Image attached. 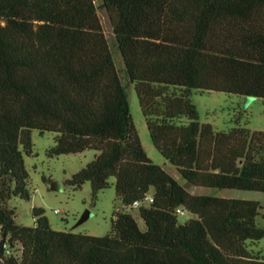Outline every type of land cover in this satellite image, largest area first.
<instances>
[{
  "label": "trees",
  "instance_id": "obj_1",
  "mask_svg": "<svg viewBox=\"0 0 264 264\" xmlns=\"http://www.w3.org/2000/svg\"><path fill=\"white\" fill-rule=\"evenodd\" d=\"M155 148L188 186L264 193V132L202 124L194 93L264 100V0H101ZM128 87L95 0H0V264H264L257 201L191 194L143 147ZM49 158L97 153L76 174L111 187L106 237L33 227L7 203L30 201L32 131ZM152 196L154 201L148 203ZM139 207L142 230L130 210ZM192 218L182 224L178 210Z\"/></svg>",
  "mask_w": 264,
  "mask_h": 264
},
{
  "label": "rangeland",
  "instance_id": "obj_2",
  "mask_svg": "<svg viewBox=\"0 0 264 264\" xmlns=\"http://www.w3.org/2000/svg\"><path fill=\"white\" fill-rule=\"evenodd\" d=\"M95 3L120 76L128 87L130 110L143 147L154 163L164 167L182 186H185L187 182L174 167L166 165L165 159L151 140L135 86L130 84L126 75L110 16L101 7V0H95ZM192 101L198 110L200 122L213 126L216 132H228L238 125L248 127L252 131L264 132V100L254 99L247 106V98L240 96L224 93H194ZM32 144L33 155L25 156V165L30 174L31 200L16 198L7 203V208L16 211V223L20 226L33 227L35 225L33 210L39 208L45 211L50 225L56 231L95 237L108 236L112 230L114 213L119 208L116 203L114 180H111V187L100 192L96 198L93 197L90 183L84 184L79 189L69 185V181L76 174L94 161L97 153L87 151L83 154L49 158L47 152L54 146V135L50 133L40 135L36 130L32 131ZM54 183H58L61 189L53 190ZM189 188L194 190L192 193L198 195L257 201L264 207V193L207 188H198L196 192L192 187ZM57 211L59 214L56 213ZM87 211H90L92 216L79 224ZM130 212L137 219L142 230H145V224L139 215V207H134ZM191 218L192 215L188 213L180 216L179 221L184 224ZM258 222L264 227L263 221ZM252 248L264 257V239L253 244Z\"/></svg>",
  "mask_w": 264,
  "mask_h": 264
},
{
  "label": "water",
  "instance_id": "obj_3",
  "mask_svg": "<svg viewBox=\"0 0 264 264\" xmlns=\"http://www.w3.org/2000/svg\"><path fill=\"white\" fill-rule=\"evenodd\" d=\"M255 98H247V102L246 105L248 106ZM52 189L53 190H60V186L58 183H54L52 185ZM92 216V214L90 213V211H87L86 214L83 216V218L81 219V221L79 222V224L84 223L85 221H87L90 217Z\"/></svg>",
  "mask_w": 264,
  "mask_h": 264
},
{
  "label": "built area",
  "instance_id": "obj_4",
  "mask_svg": "<svg viewBox=\"0 0 264 264\" xmlns=\"http://www.w3.org/2000/svg\"><path fill=\"white\" fill-rule=\"evenodd\" d=\"M153 201H154L153 197L150 196V197L148 198V203H152ZM56 213L59 214V211H57ZM185 214H186V212L184 211V209H179V210H178V215H179V216H185Z\"/></svg>",
  "mask_w": 264,
  "mask_h": 264
},
{
  "label": "crops",
  "instance_id": "obj_5",
  "mask_svg": "<svg viewBox=\"0 0 264 264\" xmlns=\"http://www.w3.org/2000/svg\"><path fill=\"white\" fill-rule=\"evenodd\" d=\"M169 163L166 161V165H168ZM170 165V164H169ZM162 167V166H161ZM173 167V166H172ZM164 168V167H163ZM165 169V168H164ZM166 170V169H165ZM177 171V170H176ZM178 172V171H177ZM170 174V173H169ZM177 180V179H176ZM185 187L187 188V190L191 193V194H194V195H198V194H196V193H192V191H194V190H191L189 187H192L193 189H195V191L197 192L198 190V188L199 187H195V186H188V185H185ZM186 214H188V213H186ZM185 214V215H186Z\"/></svg>",
  "mask_w": 264,
  "mask_h": 264
}]
</instances>
